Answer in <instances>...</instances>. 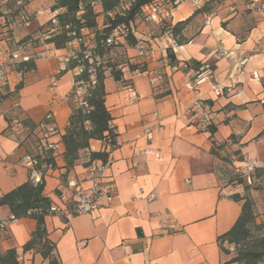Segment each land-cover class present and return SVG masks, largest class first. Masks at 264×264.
I'll return each mask as SVG.
<instances>
[{"label":"crops","instance_id":"1","mask_svg":"<svg viewBox=\"0 0 264 264\" xmlns=\"http://www.w3.org/2000/svg\"><path fill=\"white\" fill-rule=\"evenodd\" d=\"M119 1L129 6L131 0ZM207 1L198 0L197 6L190 1L181 4L167 22L186 20ZM49 4V0H27L31 24L13 32L16 40L26 35L42 37L55 16ZM94 11L100 29L104 15L98 5ZM225 11L222 8L216 16L192 17L182 31L186 43L173 51L176 63L212 68L193 89L187 85V73L171 70L166 58L168 42L158 27L149 28L143 19L132 25L136 39L150 34L145 40L151 49L147 59L137 57L134 48L119 41L129 63L159 71L162 78L153 87L146 75H136L127 68L122 69L119 83L106 75L105 107L117 134V147L109 152L104 171L111 181L113 200L110 206L91 214H76L70 193L63 187L67 181L82 188L90 184L81 163L67 172L62 159L61 137L71 114L70 103L76 102L75 97L70 99L75 72L63 71L64 60L76 46L55 50L47 45L49 57L36 61L33 71L24 74L17 92L21 119L37 125L51 113L58 131L50 138L57 143L55 168L44 176L43 194L61 208L60 215L44 220L60 264H236L229 262L231 248L224 245L229 253L221 252L217 238L234 225L241 205L230 199L227 189L219 188L211 140L218 144L232 137L242 151H249L252 139L264 130V15L252 13L257 21L245 27L239 13L227 16ZM242 60L244 65L238 67ZM196 98L212 114V139L208 132L195 128L188 113ZM7 126V117L0 114V198L28 181L22 158L30 150L23 134L5 135ZM89 149L102 152L105 146L90 141ZM59 192L66 194V199L61 200ZM150 195L152 202L147 201ZM10 216L7 207H0V222ZM34 229L31 219L8 223L0 232V252L15 249L23 264H47L39 255L22 253Z\"/></svg>","mask_w":264,"mask_h":264},{"label":"trees","instance_id":"2","mask_svg":"<svg viewBox=\"0 0 264 264\" xmlns=\"http://www.w3.org/2000/svg\"><path fill=\"white\" fill-rule=\"evenodd\" d=\"M218 0H209L201 7L195 9L193 15L184 21L170 24L162 19L158 26V32L163 34L165 27H169L170 36L177 45L185 44L186 41L182 38V31L192 17L197 14H210L211 6ZM251 0L249 11L253 14H259L264 0H257L254 4ZM27 0L24 1L26 5ZM173 0H132L128 8L121 12L119 0H49V10L55 13L57 25L53 34L45 40L46 45H50L55 50H61L74 39L80 36V31L87 32L84 42L77 44L73 52L75 58H70L63 71H74L83 66V70L74 75L73 89L70 99L76 98V102L70 103L71 114L68 118V123L64 135L61 137V143L64 147L62 159L64 168L68 172L74 166L81 163L84 168L92 162L101 161L107 163L108 154L117 147V134L115 127L112 125V118L105 107L106 93L104 90V81L106 75L113 79L114 82L122 81V69L127 68L129 72H144L147 71L145 65L131 64L124 57V47L121 44H106V40L112 31L117 27H124L125 37L123 39L125 47L135 48L137 39L134 36L132 25L137 19H141L142 9L150 5H160L168 7ZM15 8L14 17L18 13L15 7V2L12 0ZM100 6L101 12L104 15L103 27L98 29L94 11L95 6ZM1 17V14H0ZM1 19V18H0ZM49 27L50 24H48ZM0 28L7 31L9 36L12 33L7 30L8 26L3 20ZM31 42L34 46H38L39 37L34 35H26L19 39L18 42ZM92 50L93 55L100 58V63L94 70L95 84L90 86L87 94L78 101L75 95L76 85L79 82H87L89 75L87 73V61L84 58L86 48ZM117 51V52H116ZM118 53V54H117ZM114 56V57H112ZM118 56H121L118 58ZM166 58L172 67L179 70V65L187 63L190 69H199L196 63L179 62L176 63L173 52L170 48H166ZM211 71L212 68L207 65ZM34 69V63H22L16 67V70L22 71L23 75ZM182 72H186L185 70ZM22 87V81L17 84L13 90L17 95L18 90ZM21 117V113H18ZM8 122V120H7ZM19 124L22 126V131L25 142L29 148L30 154L38 160L37 168L40 169L45 176L48 169L53 170L54 152L46 149L37 151V140H33L32 134L37 125L31 124L29 121L20 119ZM264 131V130H263ZM212 139L215 132L212 125L208 126L207 131ZM262 132L259 136H261ZM232 137L227 142L215 143L211 140L210 154H215L214 147H221L228 142L235 141ZM90 141L102 142L105 150L102 152H91L89 149ZM214 156V155H213ZM46 168L42 169L41 167ZM44 179V178H43ZM63 183L65 180L62 181ZM60 195V192H59ZM230 199L241 205L240 215L229 231L217 238V244L223 253H229L224 245L229 246L232 250V258L230 263L236 264H263L264 263V225L255 224L253 216V204L249 197L233 194ZM7 207L11 217L15 220L31 219L35 222V229L30 234L29 240L22 246V253H31L39 255L47 264H60L55 254V245L48 239V234L45 229V218L53 215L50 212L52 206L51 201L43 194V180L40 184L33 186L29 181L14 188L10 192L4 194L0 198V207ZM0 264H23L22 260L15 249H9L0 252Z\"/></svg>","mask_w":264,"mask_h":264},{"label":"built area","instance_id":"3","mask_svg":"<svg viewBox=\"0 0 264 264\" xmlns=\"http://www.w3.org/2000/svg\"><path fill=\"white\" fill-rule=\"evenodd\" d=\"M25 0H14L15 7L18 9V13L15 16L14 21L7 28L8 31L12 33V36L7 34V31H4L3 28H0V114L5 115L8 120V126L5 130L6 136H14L19 134L23 129L19 124L21 117L19 116V104L18 96L14 94L13 91H10L12 84H19L23 80V72L16 70V67L22 63H35L38 60H43L49 57V50L45 44V40L48 39L57 25L55 16L49 20L50 28L44 32L42 39L39 40L38 46H34L33 43L25 42L20 43L13 36L19 28H28L31 24V16L26 11ZM190 1L193 5H198V0H173L171 5L167 8L160 5H150L142 9L141 19H143L149 28L158 27L162 19L166 20L170 17L171 12L180 6L181 4ZM254 4L257 0L253 1ZM132 3V0L130 1ZM128 8L126 5L120 6V11L123 12ZM259 14L264 15V4L258 10ZM87 32L81 30L80 36L70 42L67 46H77V44L82 43L86 39ZM124 27L115 28L112 33L109 35L106 40V44H118L120 40H123L125 37ZM162 38L167 40L168 44L166 48H170L172 52L176 48V42L170 36L169 27H165L163 30ZM150 39V34L145 35L143 38L137 39L136 47L134 48L137 53V57L141 59H147L151 54V49L147 46L145 40ZM70 58H75L74 54L68 56L64 62L67 63ZM84 58L87 61V73L89 75V80L87 82H79L76 86V96L80 102V96L87 94V90L90 86L95 84L94 70L100 63V58L96 55H93V52L88 47L84 51ZM245 61L242 60L238 63V67H242ZM83 66L78 67L75 70V74L80 73L83 70ZM172 71H176V67H171ZM180 71H186L188 76V87L193 89L197 84H199L203 79L210 75L212 72L211 69L204 65L199 69H190L188 68L187 63H182L179 65ZM136 75H146L149 79L151 86L156 87L159 80L162 78V74L159 71H144L137 72ZM253 77L256 78V75L253 74ZM15 85V86H16ZM52 86H55V82L52 83ZM215 88H217L215 86ZM188 113L194 118L195 128L200 132H206L208 126L212 124V114L208 106L200 99H194L191 106L188 109ZM57 128L52 120L51 113H47L44 118L37 124L36 129L32 134V139L37 140V151L43 149L50 150L55 152L57 149V143L51 142L50 138L54 135H57ZM146 138L150 140V132L147 130L145 132ZM158 157V156H157ZM22 164L27 169L28 181L36 186L41 183L44 176L41 173L40 169L37 168L38 160L28 154L22 158ZM107 163H102L101 161L92 162L89 166L85 168L86 174L89 176L90 184L87 188H82L78 186L74 181H67L63 184L64 189L68 190L70 193V200L73 207V210L76 214H91L103 207H108L111 205L113 196L111 193V181L104 176V171ZM256 164L253 161H248L244 164L243 169L246 176L249 177V174L252 173L254 166ZM42 169L46 168L45 166L41 167ZM46 169L50 170L48 166ZM59 198L61 200L66 199V194L60 193ZM154 197L152 195L147 197L148 202H152ZM50 212L53 215H60L61 208L52 205ZM135 215H138V212H134ZM129 217L131 213L127 214ZM16 221L13 217L6 221L0 222V232H2L8 223ZM172 229V226L168 227Z\"/></svg>","mask_w":264,"mask_h":264},{"label":"rangeland","instance_id":"4","mask_svg":"<svg viewBox=\"0 0 264 264\" xmlns=\"http://www.w3.org/2000/svg\"><path fill=\"white\" fill-rule=\"evenodd\" d=\"M250 2L251 0H218L211 6L209 15L216 16L222 8H225L227 16L239 13L244 20V26L251 27L257 18L249 11ZM14 10L12 0H0V22L3 23L4 20L9 27L15 19ZM40 39L42 37H39ZM251 145L252 149L242 151L239 148V142L235 141V144L228 142L221 147L215 146V154L212 157L215 160L214 168L219 188L227 189L229 197L233 194L249 197L253 204L254 222L258 225L264 221V133L259 138H253ZM248 161H253L256 164L249 177L246 176L243 169L244 164Z\"/></svg>","mask_w":264,"mask_h":264}]
</instances>
